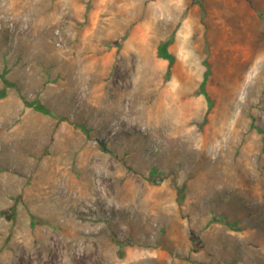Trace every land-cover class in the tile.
I'll return each mask as SVG.
<instances>
[{
  "label": "rangeland",
  "instance_id": "rangeland-1",
  "mask_svg": "<svg viewBox=\"0 0 264 264\" xmlns=\"http://www.w3.org/2000/svg\"><path fill=\"white\" fill-rule=\"evenodd\" d=\"M0 264H264V0H0Z\"/></svg>",
  "mask_w": 264,
  "mask_h": 264
},
{
  "label": "trees",
  "instance_id": "trees-1",
  "mask_svg": "<svg viewBox=\"0 0 264 264\" xmlns=\"http://www.w3.org/2000/svg\"><path fill=\"white\" fill-rule=\"evenodd\" d=\"M158 54H159L161 57H163V58H167V59L169 60L168 70H167V72L169 73L170 68H171V65L173 64V60H174V58H173L172 54H170V53L166 50V43H162V44L159 46ZM102 147H103L104 149H106L103 143H102Z\"/></svg>",
  "mask_w": 264,
  "mask_h": 264
},
{
  "label": "bare ground",
  "instance_id": "bare-ground-1",
  "mask_svg": "<svg viewBox=\"0 0 264 264\" xmlns=\"http://www.w3.org/2000/svg\"><path fill=\"white\" fill-rule=\"evenodd\" d=\"M144 51H146V50H144ZM146 56V55H145Z\"/></svg>",
  "mask_w": 264,
  "mask_h": 264
}]
</instances>
